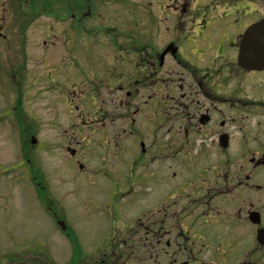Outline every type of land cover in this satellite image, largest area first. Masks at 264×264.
<instances>
[{
    "label": "flooded vegetation",
    "instance_id": "obj_1",
    "mask_svg": "<svg viewBox=\"0 0 264 264\" xmlns=\"http://www.w3.org/2000/svg\"><path fill=\"white\" fill-rule=\"evenodd\" d=\"M129 1L148 6L142 47L132 36L118 47L116 37L114 55L63 67L60 91L70 102L88 79L90 93L106 94L114 108L89 121L77 114L52 149L75 188L82 178L90 203L134 195L138 210L124 236L113 229L122 220L109 218L99 242L108 237L111 251L100 264H264V69L238 58L264 0ZM67 33L70 42L75 32Z\"/></svg>",
    "mask_w": 264,
    "mask_h": 264
},
{
    "label": "rangeland",
    "instance_id": "obj_2",
    "mask_svg": "<svg viewBox=\"0 0 264 264\" xmlns=\"http://www.w3.org/2000/svg\"><path fill=\"white\" fill-rule=\"evenodd\" d=\"M139 4L129 0H0V264H69L73 251L80 250L81 246L91 264H100L105 259L103 253L111 251L105 243L108 237L99 242L101 236L110 234L106 230L109 218L122 220L113 226L119 235L124 236L127 231L130 224L123 223L132 220L138 210L135 203L130 205L131 197L119 195L116 203L102 208L96 205L95 197L94 202L84 205L88 190L85 193L80 191L81 185L76 189L70 184L71 173L63 168L64 164L60 166L59 151L49 154L47 144L51 139L60 141L69 123L76 122V115L65 98L67 94L59 92L52 82L58 73L54 68L58 67L62 73L63 66L76 59L75 63L80 60L89 65L91 61L108 58L105 53L115 54L116 37L118 47L122 42L129 45L126 36H132L134 47L141 48L142 36L148 27L141 16L133 14ZM88 12L91 17L78 23V17ZM98 16L101 21L104 19L103 23L98 21ZM68 26L75 32L74 38L89 31L87 40L95 38V47L101 51L90 53L84 46L81 51L74 48L81 43H76L74 38L70 42L66 40ZM97 27L98 31L94 32ZM81 36L78 41L83 43ZM77 53H85L87 57H74ZM101 53L104 54L94 57ZM30 77L35 80L31 81ZM63 79L58 81L62 84L60 88L67 90ZM81 85L86 92L92 91L95 84L82 80ZM90 94L86 93L81 103L76 102L85 121L94 118L98 108H114L106 94L94 93L93 99L88 97ZM69 98L75 99V96ZM18 101L28 114L37 118L38 128L25 120L10 125L9 112L16 116L12 110ZM120 114L118 109L117 116ZM78 132L75 130L76 136L81 137ZM96 135L92 136L97 138ZM32 137L36 138V144L30 141ZM54 146L57 145L51 143L52 149ZM126 164L119 165V171L127 172ZM30 170L35 171V182L43 187L44 178L47 185L50 178L52 198L61 202L54 204L55 210L70 230V238L53 222L51 213L48 215L42 205L44 202L38 199ZM136 191L137 188L133 189ZM40 192L47 194L45 190ZM102 244L108 249L100 250ZM76 256L80 258V254ZM106 257L108 260L109 256Z\"/></svg>",
    "mask_w": 264,
    "mask_h": 264
},
{
    "label": "water",
    "instance_id": "obj_3",
    "mask_svg": "<svg viewBox=\"0 0 264 264\" xmlns=\"http://www.w3.org/2000/svg\"><path fill=\"white\" fill-rule=\"evenodd\" d=\"M262 27L264 29V23L262 24ZM254 35V30L251 31L250 35L248 36V50L250 53H255L258 49L254 46L253 43V36ZM255 36L258 40V47H262L261 49V53H263V56H261L262 64L264 65V31L263 30H259L255 32ZM257 62V64H260L261 62L258 61V56L254 55V63ZM250 66L255 67V68H260L259 66H256L255 64H250Z\"/></svg>",
    "mask_w": 264,
    "mask_h": 264
}]
</instances>
